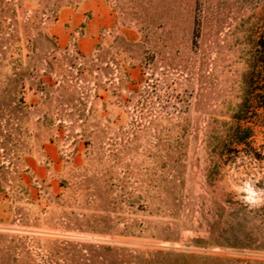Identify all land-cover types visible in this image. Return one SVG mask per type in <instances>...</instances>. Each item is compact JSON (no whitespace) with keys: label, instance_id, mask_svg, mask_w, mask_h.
Returning a JSON list of instances; mask_svg holds the SVG:
<instances>
[{"label":"rangeland","instance_id":"1","mask_svg":"<svg viewBox=\"0 0 264 264\" xmlns=\"http://www.w3.org/2000/svg\"><path fill=\"white\" fill-rule=\"evenodd\" d=\"M261 35L264 0H0V264L264 260Z\"/></svg>","mask_w":264,"mask_h":264},{"label":"trees","instance_id":"2","mask_svg":"<svg viewBox=\"0 0 264 264\" xmlns=\"http://www.w3.org/2000/svg\"><path fill=\"white\" fill-rule=\"evenodd\" d=\"M255 49L249 54L248 61L252 65V67H255L256 69H259V74L262 75V80L264 81V36H260L259 39L256 40L255 42ZM259 98L262 99V109L264 111V92ZM237 121V120H236ZM244 130L246 132L245 136H235L239 131ZM232 133H234L235 137V142L237 144H247L246 140L247 138L250 137V128L245 127V128H240L239 122H235L234 127L232 128ZM264 210V208H263ZM217 262H226L224 264H264V260H243L240 258H233V257H228V258H223V257H217L215 258Z\"/></svg>","mask_w":264,"mask_h":264},{"label":"crops","instance_id":"3","mask_svg":"<svg viewBox=\"0 0 264 264\" xmlns=\"http://www.w3.org/2000/svg\"><path fill=\"white\" fill-rule=\"evenodd\" d=\"M83 10L75 9L73 12H70L65 19V40L67 39V35L73 29L74 26L78 25L82 21ZM43 150L47 152V159L49 161L48 166L40 165L38 160H35L30 163L31 169L34 173H36L40 177H44L49 175L50 177H54L57 174L55 170L56 166H58L61 162H59L56 158V150L54 146L49 143L45 144ZM51 167L50 169L47 167ZM54 168V170H53ZM60 171V170H59ZM56 172V173H55Z\"/></svg>","mask_w":264,"mask_h":264},{"label":"clouds","instance_id":"4","mask_svg":"<svg viewBox=\"0 0 264 264\" xmlns=\"http://www.w3.org/2000/svg\"><path fill=\"white\" fill-rule=\"evenodd\" d=\"M241 191L245 194L243 202L249 207L264 205V193L259 192L251 181L246 182Z\"/></svg>","mask_w":264,"mask_h":264}]
</instances>
